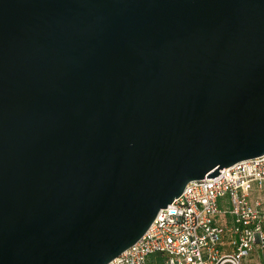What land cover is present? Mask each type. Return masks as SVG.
<instances>
[{"label": "water", "instance_id": "obj_1", "mask_svg": "<svg viewBox=\"0 0 264 264\" xmlns=\"http://www.w3.org/2000/svg\"><path fill=\"white\" fill-rule=\"evenodd\" d=\"M263 153L264 0H0V264H106Z\"/></svg>", "mask_w": 264, "mask_h": 264}, {"label": "built area", "instance_id": "obj_2", "mask_svg": "<svg viewBox=\"0 0 264 264\" xmlns=\"http://www.w3.org/2000/svg\"><path fill=\"white\" fill-rule=\"evenodd\" d=\"M218 171L187 182L106 264H264V153Z\"/></svg>", "mask_w": 264, "mask_h": 264}, {"label": "crops", "instance_id": "obj_3", "mask_svg": "<svg viewBox=\"0 0 264 264\" xmlns=\"http://www.w3.org/2000/svg\"><path fill=\"white\" fill-rule=\"evenodd\" d=\"M223 237L226 239L225 241H227L228 233H224ZM222 251H231V247L229 245H225L222 247Z\"/></svg>", "mask_w": 264, "mask_h": 264}, {"label": "rangeland", "instance_id": "obj_4", "mask_svg": "<svg viewBox=\"0 0 264 264\" xmlns=\"http://www.w3.org/2000/svg\"><path fill=\"white\" fill-rule=\"evenodd\" d=\"M245 262V261H244Z\"/></svg>", "mask_w": 264, "mask_h": 264}]
</instances>
